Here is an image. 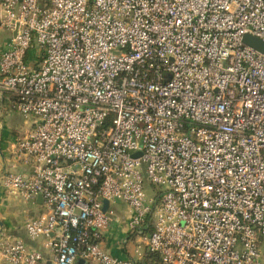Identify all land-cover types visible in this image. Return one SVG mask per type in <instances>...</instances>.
Segmentation results:
<instances>
[{"label": "built area", "instance_id": "obj_1", "mask_svg": "<svg viewBox=\"0 0 264 264\" xmlns=\"http://www.w3.org/2000/svg\"><path fill=\"white\" fill-rule=\"evenodd\" d=\"M0 25V95L32 122L0 189L40 197L24 230L49 252L0 233L2 263L135 264L102 247L122 201L139 257L264 264V54L242 43L264 0H0Z\"/></svg>", "mask_w": 264, "mask_h": 264}, {"label": "crops", "instance_id": "obj_2", "mask_svg": "<svg viewBox=\"0 0 264 264\" xmlns=\"http://www.w3.org/2000/svg\"><path fill=\"white\" fill-rule=\"evenodd\" d=\"M11 36L12 33L0 25V57L7 49ZM13 101L14 98L8 93L0 95V169L29 174L31 164L26 162L23 156L19 154L16 149V142L31 129L32 122L15 111ZM111 210L114 212V209ZM43 211L42 201L38 197H30L24 200L0 189V233H6L11 237L21 239L27 243L29 248L40 250L44 256L48 257L49 252L41 247L43 240L30 241L24 230L25 223L32 218L39 217ZM113 216L109 228L104 233L103 249L112 256L131 258L135 260V264H144L145 252L141 257L134 258L131 254H127L125 250H123L122 255L118 251L119 242L123 241L124 244L123 239L128 234L126 227L124 229L121 227L115 212ZM130 238L133 239V237ZM134 239L132 241L136 245L139 239L138 237ZM0 264L4 263L0 261ZM146 264L151 263L147 262Z\"/></svg>", "mask_w": 264, "mask_h": 264}, {"label": "rangeland", "instance_id": "obj_3", "mask_svg": "<svg viewBox=\"0 0 264 264\" xmlns=\"http://www.w3.org/2000/svg\"><path fill=\"white\" fill-rule=\"evenodd\" d=\"M30 53L33 54V51H30ZM109 205H110L111 209H114V212L116 213L117 218L120 221L121 227L124 229L127 226V222H128V220L130 218V214L128 213V208H127L126 204L123 203L122 201H111L109 203ZM130 237H133V239H131ZM130 237L127 236L126 238L123 239L124 240V244H123V241L119 242L118 251L122 255L123 250H125V252L127 254H131L134 258H138L139 256L135 252V250L137 249L138 245L136 246L134 241H132V240H135L134 238L136 237V235L132 234ZM25 245L28 246L27 243H25ZM122 246L125 247V248L123 249Z\"/></svg>", "mask_w": 264, "mask_h": 264}, {"label": "water", "instance_id": "obj_4", "mask_svg": "<svg viewBox=\"0 0 264 264\" xmlns=\"http://www.w3.org/2000/svg\"><path fill=\"white\" fill-rule=\"evenodd\" d=\"M242 43L257 52L264 54V40L252 37L250 35H244L242 38ZM40 199V197H38ZM108 202L104 201L103 202V208L104 210L107 208Z\"/></svg>", "mask_w": 264, "mask_h": 264}, {"label": "trees", "instance_id": "obj_5", "mask_svg": "<svg viewBox=\"0 0 264 264\" xmlns=\"http://www.w3.org/2000/svg\"><path fill=\"white\" fill-rule=\"evenodd\" d=\"M144 264H146L147 262L151 263V264H158L159 259L158 256L156 254H150V253H146L144 256Z\"/></svg>", "mask_w": 264, "mask_h": 264}]
</instances>
